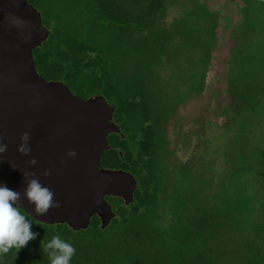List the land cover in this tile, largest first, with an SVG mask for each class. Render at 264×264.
Instances as JSON below:
<instances>
[{"label":"rangeland","instance_id":"rangeland-1","mask_svg":"<svg viewBox=\"0 0 264 264\" xmlns=\"http://www.w3.org/2000/svg\"><path fill=\"white\" fill-rule=\"evenodd\" d=\"M29 1H39L44 12L45 0ZM131 11L132 50L124 39L107 59L111 84L124 83L111 96L132 103L123 109L129 130L139 132L143 119L159 128V137L146 140L156 146L153 185L161 187L165 170L186 157L181 175L197 192L196 250L172 255L176 241L171 246L156 239L157 220L149 216L130 226L111 224L95 239L33 223L36 238L0 254V264H50L42 249L56 234L70 237L64 239L76 250L70 264H152L157 244L161 257L154 264H264V0H132ZM43 18L46 22L45 13ZM72 21L60 18L57 28L69 29ZM127 54L133 88L125 85ZM64 76L80 98L92 91L87 80ZM168 119L174 121L170 126ZM176 125L191 130L179 132ZM185 137L190 143L180 145ZM145 174L137 173L139 183Z\"/></svg>","mask_w":264,"mask_h":264},{"label":"water","instance_id":"water-1","mask_svg":"<svg viewBox=\"0 0 264 264\" xmlns=\"http://www.w3.org/2000/svg\"><path fill=\"white\" fill-rule=\"evenodd\" d=\"M49 35L29 0H0V144L7 145L0 153V185L20 193L17 206L37 223L80 232L97 216L106 229L116 218L107 198L133 204L138 181L128 171L102 167L109 135L120 132L112 122L113 106L100 95L82 99L63 82L39 74L34 50ZM26 132L28 155L18 151ZM25 172L53 191L58 208L35 215L24 197Z\"/></svg>","mask_w":264,"mask_h":264},{"label":"flooded vegetation","instance_id":"flooded-vegetation-1","mask_svg":"<svg viewBox=\"0 0 264 264\" xmlns=\"http://www.w3.org/2000/svg\"><path fill=\"white\" fill-rule=\"evenodd\" d=\"M29 2L37 10L39 8L42 11V9L39 6V1L38 2L29 1ZM45 2L47 3V11H48V15H45L47 19L46 22L44 21L43 18L44 12L43 11L41 12L39 10L38 11L41 12L43 23L45 27L49 30L50 35L47 41H45L40 47L34 50L35 63L39 74L48 81L64 82V84L68 82L65 80L66 78L64 76V74L67 73L73 79L76 80L85 79L88 81V85L92 90L91 92L86 93L88 96H86L85 99H88L96 95H100L103 96L111 106H113L114 115L112 122L119 127L120 132H114L109 135V144L111 148L106 152H116L119 155L122 163L128 165V170L122 166L115 168L105 167L103 165V162H102V167L105 169L125 170L132 173L135 176V178L137 177L136 176L137 174L134 173V171L141 174L146 172L145 176L142 177V179H147L146 177H148V180L150 182L149 186L144 187V190L148 191L146 198H147V203L149 205L141 208V210H143L144 212L146 211L147 216L157 220V226L159 227V230L162 231L163 233L162 236H159L158 238H162L164 241L171 244V246H174V241H176L175 246L172 247V249L170 250V253L172 255H174V253L192 254L196 250L195 238H198L197 210L195 209V201H194L195 197H197V192L193 189L192 185L189 188L190 180H187V178H183V176L181 175L182 167L184 166L185 162L187 163L185 159L186 157L183 159L182 162L176 165L175 169L165 170L161 178L163 179L162 181L163 185L161 187L153 185L152 182H154L153 180L158 179L157 178L158 174L157 173L153 174V170L150 168V162L153 161V164H156V160L153 153H151L152 151L146 148V146L148 145V143H146V140L148 139V137L155 139L159 137V130H158L159 128L154 127L147 120L143 119L142 121L143 127H141L139 131L141 133L137 131L135 133L133 132L134 130L133 131L129 130L130 126L125 125L124 122L125 112L123 111V109L125 108L129 109L130 107H132V103L128 101L126 104H124L123 102L124 100L122 99L120 100V97L116 96L113 98L111 96L112 94H117L116 92L118 91L116 89L118 90L121 89L124 83H122L120 86L119 85L115 86L111 84V76H109L106 71V66L108 63L107 59H109V55L114 53L113 51L114 48H117V50L120 49V47L118 46L120 42L122 44V42L126 40L127 43L129 44V49L130 46L132 47V26L130 23L132 0L103 1L106 9L110 13L114 22V28L112 31L111 42L109 46L106 47L105 50H103L100 45H94V46L91 44L84 45L83 47L85 48L82 49L79 60H75V59L70 60V55L68 56L64 55L62 60V69H61L62 76L51 74L49 69L50 70L54 69L53 65H51L57 61L56 57H54V54L57 51V49L61 45H63L62 44L63 37H58L54 31L55 27H57V19L55 20V17L56 18L72 17L69 15V0H45ZM81 4L85 5V0L83 1L81 0ZM124 4L126 5L124 6ZM96 10L97 11L103 10L102 2L99 3V6L96 7ZM65 30L62 32L65 33ZM68 50L69 49L67 47V44H65L64 52H67ZM120 52L121 51H118L119 56H120ZM45 56L49 57V61L46 63H44ZM114 58H115V54L112 56L113 61ZM90 60L95 61L93 66H89L87 64ZM127 60L128 63L126 64V73H128L129 77L126 76L125 85L127 87L128 84H131L133 88V81H132L133 76L131 74L133 73L131 54H127ZM76 64L78 65L79 68L76 66ZM113 70H115V67ZM121 72L122 71L120 70V74ZM68 87L70 88V86ZM132 88L130 92H132ZM70 89L72 90V88ZM114 89L116 92L113 91ZM76 91H79L81 95H86L83 94L84 92H82V89L80 87H77ZM191 96L192 97H190V101H192L193 98L197 97L196 94ZM182 104L179 105L181 107H184L182 106ZM176 115L177 118L180 117V115L177 112ZM167 122H168V126H170L169 124L174 123V121L170 119H168ZM176 128L178 129L179 132L191 130V128L190 129L187 128V130H183L184 127L180 125L179 126L176 125ZM128 132L130 136H128ZM147 132H150V135ZM162 135H164V131L162 132ZM185 135L188 136V134ZM188 139L189 138L186 137L180 138L181 141L180 145L190 143L191 139L189 140ZM130 142H133L138 145L136 147L137 148L136 151H134V149L129 147L131 146L129 144ZM126 150L130 151L131 154L133 155V159L130 161H126L125 159ZM139 156H141L142 158L141 160H139ZM178 177L181 179V181H177L174 179ZM137 181L139 180L137 179ZM138 185L139 187L135 192V201L131 205H134L136 203L137 200L136 194L141 189L139 182ZM108 198H111V201L113 202L111 204L113 205V209L116 212V218H117L118 209H116L117 204L114 203L116 202L118 203L121 200L122 204L120 205H125L124 200L116 197H108ZM153 201L155 202L152 203ZM131 205H125V206L129 207ZM153 212H156L157 215H153L152 214ZM95 217L92 218V221L95 219ZM200 238L203 237L201 236Z\"/></svg>","mask_w":264,"mask_h":264},{"label":"trees","instance_id":"trees-1","mask_svg":"<svg viewBox=\"0 0 264 264\" xmlns=\"http://www.w3.org/2000/svg\"><path fill=\"white\" fill-rule=\"evenodd\" d=\"M83 1V0H82ZM104 0H85V5L81 4V0H69V15L72 16L70 17L71 20H73L72 27L65 30V33H63L59 28L55 27L54 31L58 37H63V45H61L57 51L54 54V57H56V62L53 65V70L49 71L53 75H61L62 74V60L64 55L68 56L70 55V60H79L81 56V51L84 45H100L103 50H105L106 47L109 46L111 42V36H112V31L114 28V22L113 18L111 17L110 13L106 9L104 3ZM102 2L103 4V10L97 11L96 7L99 6V3ZM45 15H48L47 11V3H46V8L44 9ZM62 18V17H61ZM66 18V17H64ZM57 23L60 20V17L56 18ZM125 21V20H124ZM130 23L132 26V11H131V17H130ZM132 37H133V31H132ZM67 44L68 51L64 52V46ZM49 61V57L45 56L44 57V63ZM55 61V60H54ZM95 61L90 60L87 64L89 66H93ZM78 67V65L76 64ZM79 68V67H78ZM55 70V71H54ZM57 70V71H56ZM89 77V76H88ZM156 147V146H155ZM154 146L148 144L146 148L150 151H153L155 149ZM125 159L126 161H130L133 159V155L131 154L130 151L126 150L125 152ZM141 156H139V160H141ZM103 165L105 167H124L128 170V165L123 164L119 155L116 152H106L103 155L102 158ZM261 179L262 182L264 183V153L261 155ZM134 173H138L135 172ZM150 182L148 179H142L141 178V183H140V191L137 192L136 197V203L134 205H131L129 207L125 205H121V207L118 208V216L117 218L112 222V225H121V226H130L134 225L136 221L139 218H142L144 216H147V212L141 210V208L148 206L149 204L147 203V198L146 195L148 193L147 190H144V187L149 186ZM147 189V188H146ZM108 200L111 202V198H108ZM153 201L152 203H154ZM120 203L122 204V201L120 200ZM117 206V205H116ZM117 209V207H116ZM33 223L38 224L42 227L49 228L51 226L44 225L37 223L32 217L26 214L24 210H21ZM119 218V220H118ZM118 223V224H116ZM56 226H62L66 230L73 232L68 226L66 225H56ZM116 227V226H115ZM53 228V227H51ZM110 228V227H109ZM108 230V228L106 229ZM105 230V231H106ZM100 228V222L97 217L92 221V225L89 229L85 231H81V233L84 234H90L91 236L95 238H98L101 233ZM162 231L159 230L158 227V232L156 238L159 236H162ZM138 236V235H137ZM44 237V236H43ZM139 237V236H138ZM79 238H85L84 236H80ZM62 239H70L69 235H66L65 237H62ZM80 241L82 239H79ZM145 241V239H144ZM143 241V242H144ZM152 244H157V242H151ZM156 248V249H155ZM161 252L158 244L154 246L153 254L154 257L157 258L156 261L152 262L154 264L159 260L161 256H159V253Z\"/></svg>","mask_w":264,"mask_h":264},{"label":"clouds","instance_id":"clouds-1","mask_svg":"<svg viewBox=\"0 0 264 264\" xmlns=\"http://www.w3.org/2000/svg\"><path fill=\"white\" fill-rule=\"evenodd\" d=\"M29 134L22 135V143L18 151L24 155L30 153L28 146ZM7 150L6 144H0V153ZM70 156H75L74 151L69 152ZM31 164H36L32 159ZM45 172V175H49ZM26 188L24 197L29 204L33 205V211L36 216L46 215L51 208H58L59 202L54 200V193L48 187L42 185L35 178V173L25 172ZM31 177V178H30ZM20 199V193L10 189L7 185H0V254H6L11 249L20 250L27 245L30 240H34L37 233L31 230L33 222L17 206ZM48 255L50 264H70L75 248L73 245L60 237L54 235L49 241L43 244V249Z\"/></svg>","mask_w":264,"mask_h":264}]
</instances>
